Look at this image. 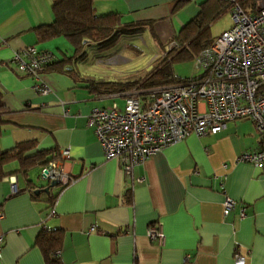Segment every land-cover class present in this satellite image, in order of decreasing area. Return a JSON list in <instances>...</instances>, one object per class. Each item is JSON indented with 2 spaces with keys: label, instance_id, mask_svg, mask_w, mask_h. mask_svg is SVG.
<instances>
[{
  "label": "crops",
  "instance_id": "0c3cea01",
  "mask_svg": "<svg viewBox=\"0 0 264 264\" xmlns=\"http://www.w3.org/2000/svg\"><path fill=\"white\" fill-rule=\"evenodd\" d=\"M224 1L94 0L93 7L96 14L118 12L121 25L140 23V31L120 35L109 53L122 37L148 32L151 44L166 45L202 10L209 14ZM51 5L52 0H0V91L6 108L0 148L34 142L27 154L49 150L72 180L63 189L59 183L50 187L54 200L45 192L34 197L28 180L35 190L51 182L40 178V166L28 171L27 180L12 173L16 161L6 165L11 174L0 180V264H47L36 243L43 230L60 236L57 264H233L235 252L244 264H264V164L236 160L260 145L252 121L235 119L216 134H190L125 175L116 160L104 158L87 126L92 107L121 97L91 85L103 81L84 73L87 59L57 63L74 54L71 43L62 35L40 40L35 31L52 21ZM31 45L55 56L40 72L47 94L38 93L40 80L20 72L12 58ZM62 148L68 155L61 156ZM226 197L236 203L224 212ZM153 223L163 231L161 244L148 238Z\"/></svg>",
  "mask_w": 264,
  "mask_h": 264
},
{
  "label": "built area",
  "instance_id": "2783aa9c",
  "mask_svg": "<svg viewBox=\"0 0 264 264\" xmlns=\"http://www.w3.org/2000/svg\"><path fill=\"white\" fill-rule=\"evenodd\" d=\"M230 1L231 25L194 56L197 72L189 79L144 91L117 92L114 96L123 99L121 104L113 101L90 110L87 126L93 127L104 158L116 160L125 175H131L135 165L165 146L190 134H216L227 121L235 119L252 121L260 143L256 150L244 152L236 160L264 164V0H253L254 6L244 9L239 0ZM12 58L20 72L39 79L41 70L55 56L31 45ZM35 88L40 94L49 92L41 80ZM68 153L67 148L60 151L61 156ZM40 178L62 186L72 180L57 159L41 167ZM235 203L226 197L224 212ZM147 235L158 244L164 241L157 223L148 227ZM244 262V256L235 252L233 264Z\"/></svg>",
  "mask_w": 264,
  "mask_h": 264
},
{
  "label": "trees",
  "instance_id": "16d2710c",
  "mask_svg": "<svg viewBox=\"0 0 264 264\" xmlns=\"http://www.w3.org/2000/svg\"><path fill=\"white\" fill-rule=\"evenodd\" d=\"M94 0H52L51 12L52 21L49 24H42L37 27L36 35L40 40H48L56 36H64L72 45L74 54L65 60L57 61L63 63L69 59L82 60L86 54L85 45L94 43L100 47L108 48L122 34H134L140 31V23L121 25L118 12H109L106 14H96L93 7ZM242 9L254 6L253 0H239ZM225 6L232 9V2L225 0L220 10L214 16L209 17L206 10H202L196 17L184 25L171 40L172 45L167 53L154 65L148 72L138 78H133L121 83L99 82L92 83L100 90V93L125 92L131 89L144 91L151 87L183 82L190 78L176 76L173 72V64L179 61H189L194 58L203 48L210 45L213 41L210 39V24L225 12ZM55 61V60H54ZM54 61L45 65V69L52 65ZM5 105L0 91V133L2 126L6 121L2 118L5 112ZM35 148L34 142H24L17 144L12 150H3L0 148V180L11 172H7L5 167L11 162L16 161L18 168L12 172L14 174H23L28 180V171L36 166L40 168L48 161L55 159L50 157L49 150L37 151L27 154ZM40 174V173H39ZM40 176V175H39ZM27 181L30 191H33L34 197L43 195V191L35 192V184ZM48 183L41 184L43 188ZM60 189L65 186L59 184ZM48 200H54L57 193L45 192ZM41 248L47 264H57L58 256L55 254L59 248L60 236L55 231L43 230L36 240Z\"/></svg>",
  "mask_w": 264,
  "mask_h": 264
},
{
  "label": "rangeland",
  "instance_id": "374dc122",
  "mask_svg": "<svg viewBox=\"0 0 264 264\" xmlns=\"http://www.w3.org/2000/svg\"><path fill=\"white\" fill-rule=\"evenodd\" d=\"M219 10L220 8L216 10L211 8L208 14L209 17L214 16ZM230 25L231 7L225 6V12L210 24L211 41H214L222 30L229 28ZM148 34L150 33L148 32ZM148 34L122 37L116 50L109 51V53L105 50L111 46L108 48L96 44L86 46L84 51L87 63L85 64L88 65L85 66L84 73L103 82L111 83V85L138 78L145 74L165 55L162 52L167 53L169 46L174 45L171 44L172 41L166 45L165 42L161 41H155L151 44ZM80 70L82 71L81 67ZM173 72L179 77L194 75L197 72L194 60L175 62ZM118 103H122L121 98H119Z\"/></svg>",
  "mask_w": 264,
  "mask_h": 264
},
{
  "label": "water",
  "instance_id": "95a60500",
  "mask_svg": "<svg viewBox=\"0 0 264 264\" xmlns=\"http://www.w3.org/2000/svg\"><path fill=\"white\" fill-rule=\"evenodd\" d=\"M58 182L57 181H51L50 184H48L47 186L43 187V188H39L37 190H35L36 193H38L39 191H43V192H49L50 187H53L54 185H57Z\"/></svg>",
  "mask_w": 264,
  "mask_h": 264
}]
</instances>
